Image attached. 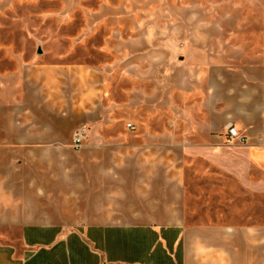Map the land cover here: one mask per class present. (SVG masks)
<instances>
[{
  "label": "crops",
  "instance_id": "0c3cea01",
  "mask_svg": "<svg viewBox=\"0 0 264 264\" xmlns=\"http://www.w3.org/2000/svg\"><path fill=\"white\" fill-rule=\"evenodd\" d=\"M246 6L247 26L209 31L206 8L171 9L165 27L154 14L126 30L118 50L96 55L91 43L70 58L0 66V264H264V0ZM229 125L239 139L228 141ZM47 164L58 179L86 166L98 187L117 173L149 218L71 228L24 219L31 168ZM228 195L231 216L219 217Z\"/></svg>",
  "mask_w": 264,
  "mask_h": 264
},
{
  "label": "rangeland",
  "instance_id": "374dc122",
  "mask_svg": "<svg viewBox=\"0 0 264 264\" xmlns=\"http://www.w3.org/2000/svg\"><path fill=\"white\" fill-rule=\"evenodd\" d=\"M246 1L0 0V66L7 64L5 67H10L8 63L28 62L38 57L49 62L70 58L74 54L73 48L81 46L86 51L85 46L91 43L96 48V55L100 54L99 48L112 52L118 50L121 34L126 30L131 33L137 27L142 29L144 25L150 27L154 14L160 15V23L165 27V16L171 9L177 14H185L201 13L202 8H206L209 31L219 26L229 30L238 20L247 26ZM92 27L95 30L89 43L86 34ZM78 40H84L83 45H78ZM55 167L52 164L32 166V181L28 183L31 196L23 202L29 205L30 211L22 214L24 219L71 228L89 223H129L149 218L150 214L134 211L137 206L131 205L127 194L120 189L117 173H113L112 180L101 182L98 187L89 181L86 166L80 165L78 176L71 177L70 174L59 179ZM223 183L230 193V182ZM223 198L225 207L219 205L216 215L230 217L226 208L227 205L230 208V195ZM250 218V214H241L242 220Z\"/></svg>",
  "mask_w": 264,
  "mask_h": 264
},
{
  "label": "built area",
  "instance_id": "2783aa9c",
  "mask_svg": "<svg viewBox=\"0 0 264 264\" xmlns=\"http://www.w3.org/2000/svg\"><path fill=\"white\" fill-rule=\"evenodd\" d=\"M126 127L128 129H132L131 124H127ZM226 135H227L228 141L239 139L237 131L231 125L227 126ZM86 137H87V127L86 126H79L78 128H76L73 131L71 139H70L71 149L74 151L81 150L85 145Z\"/></svg>",
  "mask_w": 264,
  "mask_h": 264
}]
</instances>
